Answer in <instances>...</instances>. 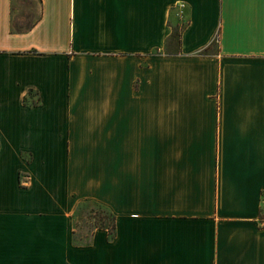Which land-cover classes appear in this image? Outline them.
<instances>
[{
	"label": "crops",
	"instance_id": "1",
	"mask_svg": "<svg viewBox=\"0 0 264 264\" xmlns=\"http://www.w3.org/2000/svg\"><path fill=\"white\" fill-rule=\"evenodd\" d=\"M0 264H264V0H0Z\"/></svg>",
	"mask_w": 264,
	"mask_h": 264
},
{
	"label": "trees",
	"instance_id": "2",
	"mask_svg": "<svg viewBox=\"0 0 264 264\" xmlns=\"http://www.w3.org/2000/svg\"><path fill=\"white\" fill-rule=\"evenodd\" d=\"M169 24H171V32L168 37V39L165 42L164 48L166 51L170 53H175L179 51V45H180V35L181 30L184 26V22L181 24H172L171 21H169ZM209 47L207 46L204 48L206 51ZM86 202H80L79 205L85 204ZM90 213L89 216L93 218L94 220V226L91 229L90 234L95 228H105L107 229L108 236L110 238H113L116 233V225H115V214L108 209L105 205H103L100 202L97 201H91L90 202ZM88 234V236L90 235Z\"/></svg>",
	"mask_w": 264,
	"mask_h": 264
},
{
	"label": "rangeland",
	"instance_id": "3",
	"mask_svg": "<svg viewBox=\"0 0 264 264\" xmlns=\"http://www.w3.org/2000/svg\"><path fill=\"white\" fill-rule=\"evenodd\" d=\"M37 4V0H35ZM177 14L175 18L174 13L172 15L171 21L172 24H181L185 20L184 14ZM21 23V21H20ZM90 202H86L85 204L78 205L76 210V218L74 220V229L76 230V241H87L88 234H90L91 229L94 226V220L92 217L89 216L90 213Z\"/></svg>",
	"mask_w": 264,
	"mask_h": 264
},
{
	"label": "built area",
	"instance_id": "4",
	"mask_svg": "<svg viewBox=\"0 0 264 264\" xmlns=\"http://www.w3.org/2000/svg\"><path fill=\"white\" fill-rule=\"evenodd\" d=\"M217 37H218V33L216 32V33L214 34V36H213V39L216 40Z\"/></svg>",
	"mask_w": 264,
	"mask_h": 264
}]
</instances>
